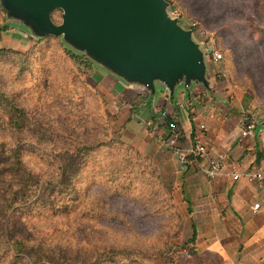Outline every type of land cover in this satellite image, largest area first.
Listing matches in <instances>:
<instances>
[{"label": "rangeland", "instance_id": "obj_1", "mask_svg": "<svg viewBox=\"0 0 264 264\" xmlns=\"http://www.w3.org/2000/svg\"><path fill=\"white\" fill-rule=\"evenodd\" d=\"M164 12L177 20L183 29L190 28L192 41L197 44L203 60L213 64L212 55H221V60L213 64L214 69L210 67L214 72H210V78L216 84H224L229 102L240 106L247 103L252 120L264 118V0H166ZM2 16L4 13L0 10L2 33L9 34L13 30L17 34L21 31L14 28L19 27L24 30L26 41V44L9 45L8 38L2 41L0 36V48L21 55L0 60V89L6 93H18L16 100L27 113V125L19 137L28 142L21 158L29 167L50 174L51 169L47 166L51 161L48 158L42 160L41 154L46 157L44 153H47L51 160L64 163L74 157L70 155L77 147V140L95 135L104 136L106 140L114 139L118 132L119 142L158 167L160 157L156 150L159 148L166 153L167 150L150 130L152 125H146L152 122H146L141 133L134 111L128 112L132 99L128 91L134 90V82L117 85L121 84L123 77L85 49L63 36L59 37L63 46L56 41L40 42L33 27L20 23L18 16L6 13L3 21ZM54 22L60 23L58 14ZM66 53L78 58L89 73L79 75V64ZM37 123L49 129L54 137H44L39 146L35 145L37 135H40L34 130ZM103 127L109 136L104 135ZM8 134L7 138L17 135ZM122 157L115 149L91 152L73 181L77 192V198L69 204L73 209L56 211L57 204L54 207L56 212L36 208L27 214L26 209L23 211L26 216L23 214L20 218L23 219L21 223L27 221L30 234L43 237L49 244L63 241L71 248L77 242L79 245H92L90 242H93L101 247H120L143 256L142 264L189 262L193 251L188 244L190 230L186 215L185 219L182 216L178 219L168 212V204L161 201L158 188L152 195L145 181L136 179L132 187L124 188L123 184L134 173L127 177L128 168ZM132 159L130 170L144 166ZM54 166L58 168L57 161ZM115 168L120 169L118 175L107 174L114 172ZM159 174L170 193L169 178L166 179L168 173L159 169ZM124 212L127 215H123ZM139 216L141 219H137ZM25 229L28 230L26 225ZM173 233L178 237L167 240L166 236ZM167 242L175 247L171 254L162 257ZM106 264L141 263L119 258Z\"/></svg>", "mask_w": 264, "mask_h": 264}, {"label": "crops", "instance_id": "obj_2", "mask_svg": "<svg viewBox=\"0 0 264 264\" xmlns=\"http://www.w3.org/2000/svg\"><path fill=\"white\" fill-rule=\"evenodd\" d=\"M14 16L20 18V23L33 26L21 14ZM14 29L21 32H3L1 40L8 38L9 45L26 44L24 30ZM203 63V82L190 80L185 84L182 78L170 89L155 79L151 90L134 82V90L128 93L131 100L142 98L134 111L141 125L138 131L143 133L144 124L151 121L150 130L167 150H156L160 157L158 168L168 173L170 195L182 218L185 214L189 222V240L195 232L194 245L189 244L193 251L190 263L264 264V180L252 178L264 173V118L253 120V136L242 137L239 122L244 113H249L248 104L229 102L224 84H216L210 78V67L214 69L215 62L211 64L205 59ZM123 82L129 83L123 79L117 85ZM127 108L129 112L130 107ZM163 115L174 122L173 133L186 153L184 165L169 150L167 139L171 132L162 120ZM200 135L206 149L201 158L189 153ZM214 160L221 161L222 169L209 177L208 163ZM236 174L238 178L234 180ZM255 204L259 209L253 213Z\"/></svg>", "mask_w": 264, "mask_h": 264}, {"label": "trees", "instance_id": "obj_3", "mask_svg": "<svg viewBox=\"0 0 264 264\" xmlns=\"http://www.w3.org/2000/svg\"><path fill=\"white\" fill-rule=\"evenodd\" d=\"M163 1L166 2V0ZM0 10L5 16L6 12L1 5ZM56 14L60 18L59 24L54 22ZM4 16H2V21L5 19ZM50 19L54 25L59 26L62 23V11L60 9L53 10ZM2 31L3 25H0V36ZM59 37L58 35L46 34L40 37L39 41H56L57 44L59 43L60 46H63ZM13 55L21 56L13 50L0 48V60ZM67 56L79 64V75L86 76L89 73L81 65L78 58L68 54ZM42 83H45L43 78ZM16 96H19V94L6 93L0 89V264H106L107 262L114 263L119 258H126L130 262L142 264L144 262L143 256L128 252V250L120 247H101L93 244V242H90L92 245H79L77 242L71 248L70 245L65 244L63 241L49 244L43 237L39 238L35 234H30L31 230L27 221L24 220V224L21 223L23 219L20 220V218L23 214V216H26L23 213L26 209L27 214H31L36 208L51 209L53 212H66L68 209H73L69 204L77 198V192L73 186L75 176L79 174L81 164L84 163L86 157L91 152L100 149H115L124 156L122 158L124 159L125 167L128 168L127 177L131 172L134 173L133 177L125 184L122 183L124 188L128 190L133 186L136 179L145 181L148 188L150 186L152 195L157 193L156 189L158 188L161 194V201H165L168 204V212H171L178 219H180L181 215L178 206L174 203L170 193H168L169 191L164 186L158 167L154 166L148 159L142 158L138 152L119 142L117 140L119 132L115 134L117 137L115 136L114 139L106 140L104 136L98 137L95 135L93 138L77 140V147L72 149V153L68 151L71 153L70 156H74L73 158L77 160L68 158L64 163H61V161L59 162L56 159L51 160V156L47 153H44L46 157L41 154L42 160L48 158L51 161L50 166H47V168L51 169L52 173L50 174H45L36 168L29 167L21 158V153H23L28 142L19 137L27 125L28 118L27 113L16 100ZM141 99L139 97L130 101V111L137 109V106L142 102ZM78 103L82 104L81 101ZM129 121L130 117L127 122ZM168 123L169 119L166 118V124ZM34 126L37 134L40 133L36 138V146H39L44 137L54 138L51 137L52 134L49 129L44 128L45 126H41L39 123ZM102 132L104 135L109 136L106 127L102 128ZM8 133H16L17 135L13 134L15 137L10 136V138H7L9 136ZM132 158H135V161L140 165L144 164V166L130 170L129 165ZM56 161L58 162V168L54 166ZM119 171L115 168L114 172L110 171L107 174L113 175L115 173L118 175ZM55 204L58 206L56 211H54ZM126 213L124 212L123 215H127ZM137 219H141V216ZM25 225L28 230L25 229ZM170 237L176 238L178 234L173 233L168 237L166 236L167 240ZM194 242L195 232L192 234L188 244L193 246ZM174 247L169 245L168 242L165 243L162 257L171 254ZM180 264L191 263L190 261H181Z\"/></svg>", "mask_w": 264, "mask_h": 264}, {"label": "water", "instance_id": "obj_4", "mask_svg": "<svg viewBox=\"0 0 264 264\" xmlns=\"http://www.w3.org/2000/svg\"><path fill=\"white\" fill-rule=\"evenodd\" d=\"M9 15L19 13L39 37L63 36L114 70L127 82L153 89L155 79L168 88L176 80L204 81L202 53L183 29L164 12L163 0H2ZM62 11L59 26L53 10Z\"/></svg>", "mask_w": 264, "mask_h": 264}, {"label": "built area", "instance_id": "obj_5", "mask_svg": "<svg viewBox=\"0 0 264 264\" xmlns=\"http://www.w3.org/2000/svg\"><path fill=\"white\" fill-rule=\"evenodd\" d=\"M182 27V26H180ZM187 30H190V28H187ZM212 60L214 62H218L221 60V55L218 53H214L212 55ZM162 120L164 123H166V117L163 115ZM147 126L153 125L152 123H146ZM239 128H240V134L242 137H251L254 134V121L252 120L251 116L247 113H244L241 116L240 122H239ZM167 129L171 132V136L167 139V145L169 147V150L174 158L177 159L178 163L180 165L186 164V153L184 150L181 148V146L178 144L177 141V136L175 133V126L174 122H169L167 124ZM203 135V134H201ZM201 135L198 137V139H195V144L193 146L192 150H189V153L196 156V157H203L205 155V146L203 145L201 141ZM209 169L207 171L209 177H214L215 175L219 174L222 165L221 161L219 160H214L210 161L209 163ZM238 178V175H234L233 179L236 180ZM252 178L258 180V181H263L264 180V173H257L252 176ZM259 209V205L255 204L252 208L253 213H256Z\"/></svg>", "mask_w": 264, "mask_h": 264}]
</instances>
